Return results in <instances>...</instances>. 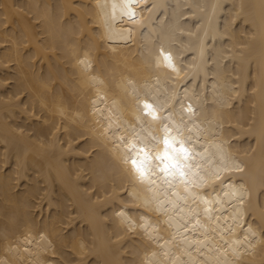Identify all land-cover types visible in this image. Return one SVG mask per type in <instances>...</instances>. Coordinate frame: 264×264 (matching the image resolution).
I'll use <instances>...</instances> for the list:
<instances>
[{
    "label": "bare ground",
    "instance_id": "6f19581e",
    "mask_svg": "<svg viewBox=\"0 0 264 264\" xmlns=\"http://www.w3.org/2000/svg\"><path fill=\"white\" fill-rule=\"evenodd\" d=\"M134 8L0 0V264H264V0Z\"/></svg>",
    "mask_w": 264,
    "mask_h": 264
},
{
    "label": "snow or ice",
    "instance_id": "6c2138e0",
    "mask_svg": "<svg viewBox=\"0 0 264 264\" xmlns=\"http://www.w3.org/2000/svg\"><path fill=\"white\" fill-rule=\"evenodd\" d=\"M138 3V0H122V11L124 15L128 17L135 16L134 6ZM116 6L114 5V8ZM163 61L171 66L170 54L161 52ZM146 114L156 119L155 111L148 103L144 105ZM169 129H164V136L162 137V151L157 150L155 154L145 146H139L136 143H126L127 154L124 159V163L128 165L137 177L144 180L146 177L150 178L154 167L159 168L161 173L172 175L175 177L179 175L181 177L186 175L185 162L189 159V150L185 147L183 141H178L175 137L169 134ZM159 161L158 165H153L152 161Z\"/></svg>",
    "mask_w": 264,
    "mask_h": 264
}]
</instances>
